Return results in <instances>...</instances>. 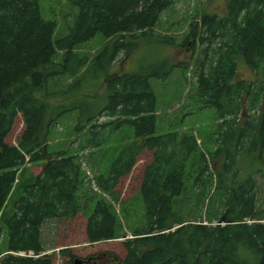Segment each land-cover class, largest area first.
I'll return each instance as SVG.
<instances>
[{
  "label": "trees",
  "instance_id": "1",
  "mask_svg": "<svg viewBox=\"0 0 264 264\" xmlns=\"http://www.w3.org/2000/svg\"><path fill=\"white\" fill-rule=\"evenodd\" d=\"M38 1L0 0V231L5 235L0 264H53L41 243V224L73 217L85 203L74 155L46 148L55 116L75 107V130L85 129L88 147H98L108 130L127 126L132 131L133 139L118 148L106 172L94 176L102 192L110 194L137 154L151 150L138 187L143 222L121 240V264H264V203L257 204L254 176L264 150V0H226L225 16L202 13L179 44L156 38L193 55L194 101L219 118L207 152L192 132L154 133L157 108L150 78H165L173 65L161 60L145 74L107 73L118 54H128L138 40L153 35L161 12L177 0H69L75 13L62 36L54 35L55 22L41 16ZM95 36L105 42L89 58L78 48ZM239 59L254 79L237 76ZM90 67L96 69L93 77L104 76L102 105L74 98L46 115L45 96L80 91L74 85ZM60 76L70 81L48 91V83ZM17 112L22 128L10 143L4 137ZM97 116L106 119L93 122ZM194 156L193 191L183 194L187 163ZM37 161H42L38 172L28 171ZM93 198L84 225L87 241L125 235L111 203ZM58 252L69 264L75 257L92 264V256L81 258L68 247Z\"/></svg>",
  "mask_w": 264,
  "mask_h": 264
},
{
  "label": "rangeland",
  "instance_id": "2",
  "mask_svg": "<svg viewBox=\"0 0 264 264\" xmlns=\"http://www.w3.org/2000/svg\"><path fill=\"white\" fill-rule=\"evenodd\" d=\"M41 16L55 22L54 35L62 36L68 31L75 13L74 5L69 0H39ZM212 13L219 17L227 13L226 0H177L167 10L161 12L157 24L152 28V36H145L138 40L134 48L126 55L118 54L108 69V75L113 73H140L145 74L149 68L163 60L165 65H173L170 73L163 79L150 78L152 90L156 96L157 119L154 133L176 129L192 132L199 143L200 149L207 152L213 147L216 125L219 118L211 108H200L193 98L194 82L189 67L192 53L184 46H170L157 41L159 36H167L178 43L183 38L188 24L202 13ZM105 42L101 36L81 44L78 51L89 58ZM95 67H90L83 79L75 87L80 91L63 96L48 93L45 96L47 114L52 112L54 105L64 104L76 98L86 100V104L98 108L103 103L104 76H96ZM237 76L239 78L254 79L255 73L251 71L242 59L237 61ZM70 81L67 76H60L47 86L48 91H57ZM103 94V96H102ZM77 108L62 111L49 125L46 148L52 154L63 152L74 155L75 162L79 165L80 200L85 199L80 209L73 217H53L41 224L40 239L44 251L51 253L53 264H69L66 256L58 252L59 248L68 247L77 256L83 258L92 256V264H121L119 258L124 255L121 240L131 237V229L140 227L143 222V211L138 196V187L143 166L151 158V150L143 148L136 156V160L128 172L119 177V180L109 194L102 192L95 184L94 176L105 173L108 164L116 155L118 148L133 139L130 127L122 126L117 130H108L102 143L91 148L85 144L84 132H77ZM106 119L97 116L93 122ZM240 117L239 121H242ZM22 128L21 114L17 112L12 120L10 129L4 139L15 143ZM86 128V126L84 127ZM195 156L187 163L184 177L185 190L183 194H190L191 183L194 176ZM42 161L32 162L27 165L28 171L37 173ZM260 172L255 173L257 180V204L264 203V150L259 158ZM212 167V166H211ZM213 168V167H212ZM246 168L241 170L244 174ZM214 169V168H213ZM103 196L114 207L119 216L121 231L117 237L101 241L89 242L85 237L84 225L86 215L93 204L92 196ZM5 235L0 231V249L4 247ZM25 254V252L20 251ZM26 253L31 254V251Z\"/></svg>",
  "mask_w": 264,
  "mask_h": 264
},
{
  "label": "water",
  "instance_id": "3",
  "mask_svg": "<svg viewBox=\"0 0 264 264\" xmlns=\"http://www.w3.org/2000/svg\"><path fill=\"white\" fill-rule=\"evenodd\" d=\"M74 264H85L82 262V260L78 257H75L74 260H73Z\"/></svg>",
  "mask_w": 264,
  "mask_h": 264
}]
</instances>
